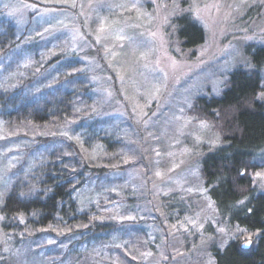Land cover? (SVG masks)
<instances>
[{
	"label": "rangeland",
	"instance_id": "rangeland-1",
	"mask_svg": "<svg viewBox=\"0 0 264 264\" xmlns=\"http://www.w3.org/2000/svg\"><path fill=\"white\" fill-rule=\"evenodd\" d=\"M184 15L205 32L195 49L177 37ZM0 20L18 40L0 55V92L34 69L20 94L73 93L78 116L23 131L0 123V200L57 152L101 170L74 192L84 222L57 217L5 240L0 225V264H214V248L254 241L220 217L200 179L201 159L222 145L223 113L213 123L188 112L231 71L250 69L247 48L264 47V0H0ZM13 53L22 57L7 69ZM32 55L37 63L22 64ZM253 163L250 188L264 194V149Z\"/></svg>",
	"mask_w": 264,
	"mask_h": 264
},
{
	"label": "trees",
	"instance_id": "trees-1",
	"mask_svg": "<svg viewBox=\"0 0 264 264\" xmlns=\"http://www.w3.org/2000/svg\"><path fill=\"white\" fill-rule=\"evenodd\" d=\"M175 21L182 47L195 49L204 43L205 32L195 21L187 15ZM16 31L12 22L0 20V55H7L17 44L18 40H11ZM246 52L251 58L250 69L239 67L231 71L219 95L194 99L188 112L198 120L213 123L218 122L215 116L223 113L222 130L218 132L222 145L201 159L200 179L222 219L232 226L256 233L248 249H242L236 240L222 248H214V264H264V194L250 188L246 175L248 170L255 168L253 161L264 149V102L256 100L261 92L264 47H248ZM12 56L4 64L7 69L22 57L14 53ZM30 61L37 59L32 55L23 59L22 64ZM50 63L43 68L49 67ZM36 74L33 69L28 74L30 77L18 87L0 92V123L13 131H23L26 126H64L69 121H76L73 93L46 92L44 96L41 93L33 97L34 94H20L25 83L31 82ZM29 135L26 137H33ZM57 153L51 154L46 162L37 163L27 175L10 182L4 193L1 190L0 225L4 232H10L4 240L10 235L17 239L18 233L32 235L38 229L54 224L57 217L64 219L63 226L84 222L90 217L73 215L77 210L74 192L83 185L87 175L101 170L86 163L81 166L79 157H63ZM95 225L99 229L109 227L103 223ZM84 230L75 231L84 234Z\"/></svg>",
	"mask_w": 264,
	"mask_h": 264
},
{
	"label": "water",
	"instance_id": "water-1",
	"mask_svg": "<svg viewBox=\"0 0 264 264\" xmlns=\"http://www.w3.org/2000/svg\"><path fill=\"white\" fill-rule=\"evenodd\" d=\"M250 245H251V242L247 241V242L241 244L240 247L242 249H248L250 247Z\"/></svg>",
	"mask_w": 264,
	"mask_h": 264
}]
</instances>
